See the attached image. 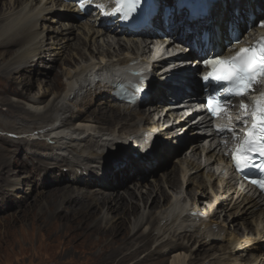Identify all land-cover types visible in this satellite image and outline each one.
Listing matches in <instances>:
<instances>
[{
    "label": "bare ground",
    "instance_id": "obj_1",
    "mask_svg": "<svg viewBox=\"0 0 264 264\" xmlns=\"http://www.w3.org/2000/svg\"><path fill=\"white\" fill-rule=\"evenodd\" d=\"M52 2V0H14V3L20 4L21 8L3 16V19L7 20L8 24L0 29V50L3 48L9 49L16 43L19 45L18 49L11 54L12 56L10 55L7 64L0 69V79L3 80L5 85L2 92L18 98V101L14 99L7 101L9 106L17 110H23L27 114L29 119H26V116L24 117L21 114L18 115V118L23 121L22 123L29 124L41 119L51 118L47 121L48 125L46 127L41 126L37 129V126L31 132L33 135L42 134V136L47 137L50 141L49 147L45 148L44 146V148H41L42 144L39 145L37 141H33L31 143L36 144L35 147L41 146L40 148L37 147L39 151L33 150V153L40 158L25 154L26 162L24 166L25 168L29 167L31 170L37 193H39L38 190H42L45 186L54 185L59 187L66 183L68 185L60 188L67 189L68 192L66 194L70 196L68 197L67 195V197L73 199V196H75L76 201L84 198L87 199V203L93 201L97 203V201L103 199H115L106 202L105 206L108 207V211L117 215L116 217L114 216V219L112 218L110 235L113 239H120V245L116 248H113L114 246L112 247L111 244L108 247H104L101 252L106 255L102 261H99V263L101 262L100 264H237L239 259L236 256L235 247L230 248L225 241L221 243L214 242V237L207 229V224L200 222L199 225H196L194 223L192 209L195 203H200L194 190L189 192V194L176 193L178 196H174L173 203H170L166 209L163 203L161 204L162 200L165 199L166 201L168 199V187L176 190L178 188L183 189L181 177H176L179 174L186 176L189 173V164L192 163V160L180 162L181 166L178 165V168L176 167L172 174H167L164 177V185L156 190L157 192H154L152 187L149 188V192L141 190L145 184L138 182L137 184H140V188L136 186L134 191L136 197L130 196L127 198L124 194L119 195L121 189L118 190L114 185L115 168L118 166L122 168L123 166L125 167L123 168L124 171L128 169L131 172L129 164L125 161L132 152L130 142L134 140L135 135L139 131L145 129V125L141 123L139 116L148 115L146 110H129L125 106H120L114 102L109 90L103 83L99 82L96 86L92 85V83L93 78L100 77L105 65L125 63L133 52L132 49L137 52V47L134 42L127 40V37H116L119 31L114 27L109 25L96 27L98 21L94 24L90 22L75 24V32L65 34V25L57 23L59 26H56L55 20L50 17L52 8L50 4ZM44 17H49V19ZM51 23L56 27V30L53 29ZM99 23L101 24V22ZM46 25H51L52 27L49 29V35H46V28L43 30ZM74 37L76 38L75 40L80 38L86 44L85 48L82 49L86 51L85 53L83 51L81 57L91 60L87 66L81 69L76 71L66 70L64 73L65 87L63 91L54 92L48 100L47 107L45 106L43 110L41 105L48 98L50 91L38 89L34 96L25 97L26 95L23 91L14 87L18 80L14 74H19L21 77L22 71L28 67L47 68L44 66L47 59V56H45L46 45L56 46V49L61 53L68 44L71 45L70 42ZM48 40H51L50 43H48ZM89 49L92 52L87 53ZM21 61L24 63L22 67L18 64ZM51 62H54V60ZM42 79H40V82ZM40 82L37 83L38 87ZM36 86V84H33L30 85V88L34 89ZM20 100L28 102L30 107L26 108V105H22ZM71 105H75L76 109H73ZM92 108L97 110L107 108L110 111L109 117L111 121L116 124L115 127L112 129L98 126V123H102L106 120V117L96 115V111L89 113ZM51 112H69L70 116L60 118L61 125H57L56 121L58 118L50 115ZM99 119L102 121H98ZM17 124L20 123L18 121H0V126L4 129H12L16 132L21 131V134L23 133L22 130L28 127L26 124L17 127ZM13 143L18 144L17 142ZM23 144L26 145L28 143ZM23 144H18L21 149H25ZM64 165H68L71 168L92 170V175L86 174L88 176L86 178H70L64 175H56L54 169H59ZM8 166L10 167L11 165ZM104 167H107V171L111 170L114 181H109L108 185H114V187L111 192H108L105 181H100V183L98 182L99 186L105 190L103 192L99 190L97 193V190H91V187L94 186V178H96L97 173ZM41 172H44V177L39 176ZM74 184L78 186L77 190L69 192L70 185ZM149 186L152 185L149 184ZM146 194L150 197L149 199L145 197ZM152 194L155 195V198L150 201ZM139 199H142L140 202H143L146 207L148 206L149 217L145 218L142 216V218L137 220L134 228H127L131 229V231L136 230L131 233L127 231L125 225H122L123 222H126L122 214L136 215L140 210L138 209L140 204L135 202H139ZM146 199L150 202H145ZM99 208L96 209L99 210ZM159 209H162V211L155 216L154 213ZM106 222L105 220L104 223L107 224ZM145 225L146 229L142 234L144 238L143 244H139L136 242V235L140 228ZM107 226L105 225V228ZM185 238H190V241L185 243ZM207 246H213V249H206ZM216 247L220 249L214 252L213 250H216ZM204 249L207 251H204ZM169 251L172 252L169 258L162 256ZM141 254L144 256L141 257ZM155 256H162V258L156 259ZM89 258H91L89 264H93V258Z\"/></svg>",
    "mask_w": 264,
    "mask_h": 264
},
{
    "label": "rangeland",
    "instance_id": "obj_2",
    "mask_svg": "<svg viewBox=\"0 0 264 264\" xmlns=\"http://www.w3.org/2000/svg\"><path fill=\"white\" fill-rule=\"evenodd\" d=\"M20 8L21 5L18 3H14V0H0V29L8 24V21L4 20L3 16L12 11H18L20 10ZM44 18L49 19V17ZM51 25L53 29L56 30V27H54L52 23ZM51 25H46L43 27V30H45L46 28V35L50 34L49 29L52 28ZM75 39L76 38L74 37L70 42L71 45L68 44L61 53L56 49V46H52L49 44L46 45L45 56H47V59L44 66H46L47 68L28 67L24 71H22L23 74H20L21 77L19 76V74H14V76L18 78V80L14 84V87L23 91L26 95L25 97L34 96L37 93L38 89L50 91L48 98H46L41 105L43 110L45 106L47 107L48 100L54 92L63 91L65 87L64 73L66 72V70L71 69L72 71H76L77 69H81L82 67L87 66L89 64V61L91 60H86L81 57L83 51L84 53L86 51L82 50L85 48L86 44L85 42L81 41L80 38H77V40ZM48 41V43H50L51 40ZM16 44L11 46L9 49L3 48L2 50H0V69H2L7 64L10 55L18 49L19 45ZM90 52H92L91 49H89L87 53ZM53 60L54 62H51ZM18 64L20 65V67L24 65L23 61L19 62ZM41 78L43 79L40 82ZM39 82L40 85L38 87L37 83ZM33 84H36L37 86L34 89H31L30 85ZM4 88L5 85L3 83V80L0 79V121H18V123L20 124H17V127H20L22 124H26L28 127L23 129V133L21 134V131L16 132L12 129H4L0 126V264H89L91 262V258L89 257L93 258V264H100L101 262L99 263V261H102V259L106 255L101 252L104 247H108L109 244H111L112 247L114 246L113 248H116L120 245V239H113L110 235V227L112 226L111 221L113 222V219L117 215L112 213L111 211H108V207L105 206L106 202H110L115 199H103L97 201L98 204L96 202L94 203V201L87 203V199L84 198L76 201L75 196H73V199L68 198L70 196L69 194H66L68 192L67 189L60 188L68 185L66 183L60 185L59 187L54 185L45 186L42 190H38L39 193H37L34 180L30 174V168L26 167L25 169H27V172L29 173H24L26 172V170L24 169V163L26 162L25 154L30 155L28 153H30L31 151L28 148L39 151L37 147L40 148L41 146L35 147L36 144L31 143L33 141H37V144L39 145L42 144L41 148H44V146L45 148L49 147L50 141L47 140L45 136L43 137L42 134L33 135L31 132L37 126V129L41 126L46 127L48 125L47 121L51 118H46L45 120L41 119L29 124L25 122L22 123L23 121L18 118V115L21 114L24 117L26 116V119H29V117H27V114L24 113L23 110H17L9 106V101H12V99L18 101V98L2 92V89ZM26 88L28 89L26 90ZM20 102L22 103V105L25 104L26 108L30 107L28 102L24 100H20ZM71 106L73 109H76L75 105ZM107 111V108L100 110L92 108L89 110V113L95 112V114L98 116H105L106 120H104L102 123H98V126H101L102 128L110 127L113 129L116 124L113 123V121H111L109 117L110 111H108V113ZM50 115L58 118L56 122L60 123V118H65L68 115L70 116V113L51 112ZM57 115L58 117H56ZM98 121L102 120L99 119ZM13 142H17L18 144H28H23L25 146V149H21L20 145ZM40 154L42 153L40 152ZM32 155H34L36 158H40L35 153H33ZM42 156H44V154H42ZM41 159L45 161L43 158ZM8 165H11V168ZM67 166L68 165H64V167L62 166L59 169H54V173L56 175H64L70 178L74 176L84 177L85 174H88V172L83 169H74ZM179 166L181 165L179 164ZM123 168L125 167L122 166V168H120L118 166L115 168V181L113 178H111V182L113 180L115 182L114 185L117 187V189H121L119 195L124 194L127 198H129L130 196L136 197L134 191L136 190V186L140 188V184H136L134 186L130 180L127 179L125 181L124 178H127V176H124V173L128 171V169L124 171ZM163 168H165V170L162 171V173L153 178L150 177V179H145V181H143L145 187L149 184L152 185L147 187L145 192H149L148 190L150 187H152L154 192H157L156 190L163 187L164 177L167 174H172L175 171L176 166L170 164L165 165V167ZM72 170L73 172H70ZM180 175L181 174L177 175L176 178L180 177ZM30 176L32 179L30 178ZM39 176L44 177V172H41ZM11 181H13L14 184H12ZM114 185L112 186V188L106 190L108 192H111ZM70 186L71 187H69V192L73 190L76 191L78 188L77 185ZM16 189H19L22 192H20L19 190L14 191ZM142 189L143 188H141V190ZM91 190H97L98 193L99 190L104 191L105 189H103L101 186H93L91 187ZM168 191V199L166 201L165 199L161 201V204L163 203L165 209L170 205V203H172V198H174V196H178L176 195V193H183V189L181 188H178L176 190L168 187ZM154 194H152L150 201L155 198ZM145 197L147 199L150 198L147 194L145 195ZM66 198L67 200H65ZM147 199L145 200V202H150L147 201ZM140 200L142 199H139V202H135L140 204V206L138 207V209L140 210L136 213V215L129 216L122 214V217H124L126 220V222H123L124 224L122 223V225H125L126 229L134 228L137 220L139 218H142V216H144L145 218L149 217L148 206L146 207L143 202H140ZM96 208H99V210H97ZM161 211L162 209L156 211V213H154L155 216ZM105 220L107 221V224L104 223ZM105 225L108 226L105 228ZM145 229L146 225L140 228V230L137 232L136 242L139 244H143L144 238L142 237V234ZM127 231L134 233L136 230L131 231V229H127ZM186 239L187 238H185V243L190 241V238L187 240ZM206 249H204V251H207ZM166 253L162 256L169 258L172 252L169 251ZM142 256L144 255L141 254V257ZM162 256L155 257L156 259H158L162 258Z\"/></svg>",
    "mask_w": 264,
    "mask_h": 264
},
{
    "label": "snow or ice",
    "instance_id": "obj_3",
    "mask_svg": "<svg viewBox=\"0 0 264 264\" xmlns=\"http://www.w3.org/2000/svg\"><path fill=\"white\" fill-rule=\"evenodd\" d=\"M141 0H115V11L120 12L123 18L135 12ZM93 3V0H79L81 10L86 5ZM96 7L103 10L105 5L100 3ZM260 27L264 28V22ZM203 64L210 68L207 75L203 77L205 82H216L222 86V82L227 83L228 87L223 89L224 96H244L247 95L253 86L264 80V37L239 48L235 55L229 58H222V53L213 58L203 60ZM136 91H140L139 85H133ZM209 112L213 116L220 114L227 101L222 98L221 93L210 95L207 100ZM242 115L237 116L236 123L243 126V138H240V132L235 128H218L219 132H230L234 140L239 142L231 153L237 170H243L249 166L260 169L262 178L253 179L251 182L264 189V92L255 99L249 111V105L240 104ZM249 120L251 124L249 125ZM259 155L261 162L255 163L254 157Z\"/></svg>",
    "mask_w": 264,
    "mask_h": 264
},
{
    "label": "clouds",
    "instance_id": "obj_4",
    "mask_svg": "<svg viewBox=\"0 0 264 264\" xmlns=\"http://www.w3.org/2000/svg\"><path fill=\"white\" fill-rule=\"evenodd\" d=\"M57 23H60V22H56L55 23V25L56 26H59ZM60 24H63V23H60ZM63 25H65V27H64V33L65 34H68L67 32H66V30L70 27L68 24H63ZM74 26V25H73ZM75 28V27H74ZM75 30H76V28H75ZM69 34H72V33H69ZM58 124V123H57Z\"/></svg>",
    "mask_w": 264,
    "mask_h": 264
}]
</instances>
